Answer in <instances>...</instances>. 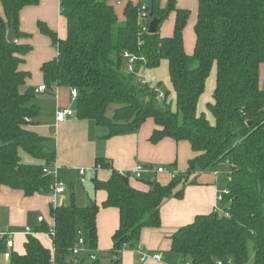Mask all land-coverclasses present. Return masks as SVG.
I'll list each match as a JSON object with an SVG mask.
<instances>
[{
    "label": "trees",
    "instance_id": "trees-1",
    "mask_svg": "<svg viewBox=\"0 0 264 264\" xmlns=\"http://www.w3.org/2000/svg\"><path fill=\"white\" fill-rule=\"evenodd\" d=\"M0 2L4 10L0 15V192L8 188L27 198L50 195L53 179L44 170L54 166L55 154L48 152V139L33 130L40 116L35 100L41 93L27 88L30 73L21 70L31 47L17 43L24 37L21 12L41 0ZM113 2L62 1L65 40L39 24L40 32L58 50V57L42 67L44 94L55 95L58 88L77 89V116L107 127L110 136L136 132L153 120L157 126L153 144L167 138L187 142L196 157L186 173L168 185L155 180L148 192L126 184L115 171L108 181H93L97 191L107 193L102 208L120 212L113 249L103 257H111L110 264H122V252L138 250L144 229L161 226L165 201L182 198L185 188L197 183L192 176L228 165L230 172L218 177L221 190H228L221 204L224 214L199 216L181 228L171 237V253L189 264H264V89L260 86L264 0H200L193 55L186 53L184 43L191 12L178 9L177 0H169L165 8L161 0L148 4L145 24L154 18L160 21L155 35L141 32L139 5L128 4L121 21ZM172 13L177 15L173 37L163 38L161 26ZM11 28L17 32L14 43L8 41ZM126 52L146 59L138 70L158 69L163 61L168 62L176 99L168 92L160 100L156 88L142 86L135 74H128L123 59ZM214 72L212 101L200 112ZM111 106L116 107L113 118L108 117ZM22 154L42 163L26 164ZM98 169L110 166L101 159ZM100 209L95 202L79 207L74 199L67 206L52 208L54 235L50 237L55 254L29 235L25 254L13 252L8 264H53V260L55 264H103L101 257L90 260L98 249ZM47 233L46 223L34 230V234ZM7 241L0 238V257L6 253ZM77 247L90 253L74 256Z\"/></svg>",
    "mask_w": 264,
    "mask_h": 264
},
{
    "label": "crops",
    "instance_id": "crops-1",
    "mask_svg": "<svg viewBox=\"0 0 264 264\" xmlns=\"http://www.w3.org/2000/svg\"><path fill=\"white\" fill-rule=\"evenodd\" d=\"M62 1L64 0H41L38 6L26 8L21 12L20 31L24 37L19 38L17 43L31 47V51L24 57V63L21 66L22 71L30 73L27 88L38 89L43 86V65L58 57L57 48L49 37L40 32L39 24L43 23L57 33L59 39L67 38V21L61 14ZM120 1L121 5H118L119 0H114L113 5L121 21H124V11L128 4L140 6V0ZM150 1L147 0V6ZM199 2L200 0H177L178 9L191 12L184 31L185 51L188 55H193L196 46L195 26ZM168 3L169 0H161L163 8ZM0 15H4L1 2ZM176 19V13H172L161 26L160 33L163 38L173 37ZM144 73L148 85L157 90L162 85L160 82L162 74L165 78L168 76L171 98L176 99L169 77L168 62L163 61L158 69L147 70ZM210 79L214 80V88L212 94H207L205 106L210 102L216 86V72ZM260 86L264 89V65L260 69ZM71 91L69 88H58L55 95L39 94L35 104L40 108V116L33 128L40 136L48 139V152L55 154V163L51 169L57 168V171L55 170L56 179L65 185L66 192L58 197L54 204L50 195H36L27 198L21 192L2 188L0 192V232L15 233L14 252L24 255L27 241L25 231L31 229L34 233V230L42 223H46L51 230L54 226L51 217L52 208L67 206L73 199L79 207H87L95 202L101 207L97 216L98 249L96 253L103 260H108L110 257L103 256L110 254L113 249V236L120 227V212L116 208H102L108 196L105 191H97L93 181L95 179L108 181L113 171L128 174L141 165L148 169L143 179L137 180L134 177L127 179L136 190L148 192L155 180L161 185H168L172 181L171 172L186 173L190 161L196 157V154L187 142L178 143L167 138L158 144H153L151 138L157 129L153 120H148L136 132L110 136L107 127L77 116L76 101L73 100ZM65 109L74 111L75 116L65 123L58 124L57 112ZM22 159L26 164L42 163L25 154H22ZM101 159L110 166V169L96 170L97 161ZM159 168H164L166 173L157 174L156 170ZM223 168L225 170H222ZM81 171H84V175ZM228 172H230V167L223 165L219 170L198 173L191 178V180L195 178L197 183L188 185L182 198H172L163 203L161 226L144 229L139 243V247L151 257L160 255L162 262L150 259L146 264L182 263L181 257L171 253V237L181 228L193 224L197 217L215 212L217 195L221 190L216 173ZM33 235L55 254L50 234ZM141 254L142 252L138 250L126 249L121 254V262L122 264H143ZM5 261V264H8L9 261Z\"/></svg>",
    "mask_w": 264,
    "mask_h": 264
},
{
    "label": "built area",
    "instance_id": "built-area-1",
    "mask_svg": "<svg viewBox=\"0 0 264 264\" xmlns=\"http://www.w3.org/2000/svg\"><path fill=\"white\" fill-rule=\"evenodd\" d=\"M121 4H122V2L119 0L118 5H121ZM147 15H148L147 0H140V22L142 24V27H141L142 31L141 32L149 34L150 24H148V25L145 24V19H146ZM123 59L126 62V68H125L126 72L128 74H135L138 77L140 84L142 86H149L147 77L144 73L147 70L142 68V67L140 68V70H138L139 65H141V63L146 64V59L143 57H138L136 55L130 54L128 52L124 53ZM46 91H47V88L44 85L37 89V93H44ZM71 95H72L73 100L76 101L78 96H79L78 90L72 89ZM163 98H164V96L162 94H160L159 99L163 100ZM74 116H75V112L70 110V109L59 110L57 112V115H56V120H57L58 124H61V123H65L69 118H72ZM53 170L51 168H46L44 170V174L46 176L52 177V179H53V184H52L51 189H50L51 190L50 196L53 198L54 204H56L58 197L62 196L66 192V187L63 183H59L56 179L57 168L54 167ZM147 172H148V169L146 167L140 165V166H137L135 170L131 171V173L121 174V176L123 178L134 177L137 180H141V179H143L144 175ZM156 173L157 174H163V173H166V170L164 168H159L156 170ZM81 174L84 175V171H81ZM178 175H179V173H177V172H171L172 179L176 178ZM218 175L219 174L216 173L217 178H218ZM227 194H228V190H220L218 192L217 206L215 208V212H217L219 214H224V211L221 208V204L223 202L224 195H227ZM226 216H228V214H226ZM25 234L27 236H29V235H33L34 233L31 229H27L25 231ZM51 235H54V228H52L50 230V236ZM15 236H16L15 233L7 232V231L0 232V238L6 237L8 240L7 241V250H6V253L3 255V257L8 261L10 260L12 253L14 252V249H15V243H14V237ZM138 251L142 252L141 262L143 264H146L150 259H153L157 262H162V258L160 255H154L153 257H151L150 255L145 253L141 247L138 248ZM89 253L90 252L88 251V249H86L84 247H77L76 249H74V252H73L74 256L88 255ZM97 257H98L97 253H94L90 256V260L94 262L97 260ZM52 263L55 264V261L53 260ZM181 264H189V263H181ZM218 264H223V263L219 262ZM227 264H233V262L228 261Z\"/></svg>",
    "mask_w": 264,
    "mask_h": 264
},
{
    "label": "rangeland",
    "instance_id": "rangeland-1",
    "mask_svg": "<svg viewBox=\"0 0 264 264\" xmlns=\"http://www.w3.org/2000/svg\"><path fill=\"white\" fill-rule=\"evenodd\" d=\"M162 71H164L163 69H162ZM168 77V76H167ZM165 78V76L163 77V74H162V76L160 77V82H162V85L158 88V91H159V93L160 94H162L163 96L164 95H166L168 92H171L170 91V89H169V81H168V78ZM214 80H212V79H210L209 80V82H208V86H207V91H206V94L203 96V98H202V100H201V102H200V106H199V111L200 112H204V110H206V106L204 105V103H206L207 101H206V96H207V94H212V90H213V88H214V82H213ZM137 85V89H139V84L137 83L136 84ZM139 96L142 98L143 97V95L142 94H139ZM212 101V98H211V100H210V102ZM205 106V108H204V110H203V107ZM116 109V107L115 106H111L110 108H109V110H108V117L109 118H112V116H113V112H114V110ZM222 170H225V168H223ZM212 171H215V170H212ZM192 177H194V176H192ZM218 177H219V175H218ZM1 257H3V256H1ZM0 257V264H5L6 263V259L4 260L3 258H1ZM109 260H111V257H110V259H108V260H102V263L103 264H110V261ZM8 261V260H7Z\"/></svg>",
    "mask_w": 264,
    "mask_h": 264
},
{
    "label": "water",
    "instance_id": "water-1",
    "mask_svg": "<svg viewBox=\"0 0 264 264\" xmlns=\"http://www.w3.org/2000/svg\"><path fill=\"white\" fill-rule=\"evenodd\" d=\"M160 21L157 18H154L152 20V22L150 23V27H149V34L150 35H155L157 33L158 30V25H159ZM17 39V32L14 28H11V30L8 33V41L10 43H14ZM124 181L126 184L129 183V180L127 178H124ZM82 243V241H81ZM118 259V256L116 255L114 257V260L116 261Z\"/></svg>",
    "mask_w": 264,
    "mask_h": 264
}]
</instances>
